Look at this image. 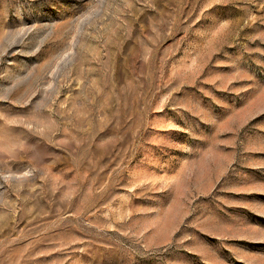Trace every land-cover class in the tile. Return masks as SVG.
Wrapping results in <instances>:
<instances>
[{"label": "rangeland", "instance_id": "rangeland-1", "mask_svg": "<svg viewBox=\"0 0 264 264\" xmlns=\"http://www.w3.org/2000/svg\"><path fill=\"white\" fill-rule=\"evenodd\" d=\"M0 264H264V0H0Z\"/></svg>", "mask_w": 264, "mask_h": 264}]
</instances>
